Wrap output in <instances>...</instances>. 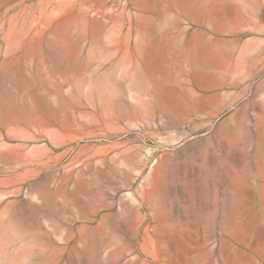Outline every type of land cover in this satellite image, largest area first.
I'll return each mask as SVG.
<instances>
[{
	"label": "rangeland",
	"instance_id": "1",
	"mask_svg": "<svg viewBox=\"0 0 264 264\" xmlns=\"http://www.w3.org/2000/svg\"><path fill=\"white\" fill-rule=\"evenodd\" d=\"M0 264H264V0H0Z\"/></svg>",
	"mask_w": 264,
	"mask_h": 264
}]
</instances>
